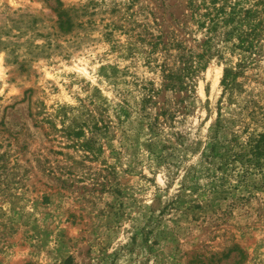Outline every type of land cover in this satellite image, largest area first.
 I'll return each mask as SVG.
<instances>
[{
  "label": "rangeland",
  "instance_id": "374dc122",
  "mask_svg": "<svg viewBox=\"0 0 264 264\" xmlns=\"http://www.w3.org/2000/svg\"><path fill=\"white\" fill-rule=\"evenodd\" d=\"M199 1L0 0V264H264V0L245 61Z\"/></svg>",
  "mask_w": 264,
  "mask_h": 264
},
{
  "label": "trees",
  "instance_id": "16d2710c",
  "mask_svg": "<svg viewBox=\"0 0 264 264\" xmlns=\"http://www.w3.org/2000/svg\"><path fill=\"white\" fill-rule=\"evenodd\" d=\"M218 0H200V5H192L197 14V26L204 28L206 39L203 41L202 53L197 57L198 60L208 61L212 55V43L215 40L222 41L231 50L241 52V61H245L252 54L259 53L262 46L259 40L261 31L260 20L256 19L260 11L257 9H243L237 7L235 3H223L217 5ZM204 12L200 13L199 10ZM207 54H209L207 56ZM190 58V57H189ZM184 57L179 60L176 67H168L165 63L160 65L164 89L176 92L190 89L191 75L197 70L200 61L193 63L192 59ZM235 73L224 70L221 83L223 86H232ZM261 138L257 139L249 149L248 163H259L261 154Z\"/></svg>",
  "mask_w": 264,
  "mask_h": 264
}]
</instances>
